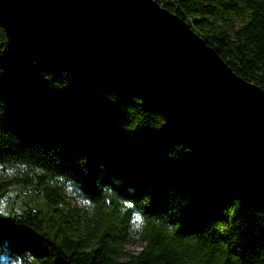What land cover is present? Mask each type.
Masks as SVG:
<instances>
[{"label":"trees","instance_id":"obj_1","mask_svg":"<svg viewBox=\"0 0 264 264\" xmlns=\"http://www.w3.org/2000/svg\"><path fill=\"white\" fill-rule=\"evenodd\" d=\"M155 1L264 89V0ZM136 221L144 246L129 252ZM0 264H264V210L227 194L140 99L23 58L0 27Z\"/></svg>","mask_w":264,"mask_h":264},{"label":"water","instance_id":"obj_2","mask_svg":"<svg viewBox=\"0 0 264 264\" xmlns=\"http://www.w3.org/2000/svg\"><path fill=\"white\" fill-rule=\"evenodd\" d=\"M10 47L142 101L243 206L264 210V89L155 0H0Z\"/></svg>","mask_w":264,"mask_h":264},{"label":"rangeland","instance_id":"obj_3","mask_svg":"<svg viewBox=\"0 0 264 264\" xmlns=\"http://www.w3.org/2000/svg\"><path fill=\"white\" fill-rule=\"evenodd\" d=\"M237 25L239 26V23ZM35 87H36L35 85L31 86L32 89H35ZM16 195H17L16 190H14L13 192H11L9 194V196L7 197V199H8L7 205L8 206L16 203V201L14 202ZM18 195H20V194H18ZM28 195L33 196L31 193H28ZM22 200L26 201L28 199L27 198L25 199L23 197ZM18 203H19V201H18ZM71 206L76 207L79 210H85V211H87V213H91V211L88 210L89 205L83 201H80V200L72 201ZM69 224H70V227L72 229V234L79 235L80 233H82L83 224L78 222L76 217L71 218V220H69ZM139 229H140V222L136 221V225H135V227H133L131 229L130 236H129L126 244H125V248L129 252H139V251H141V249L144 246L140 241Z\"/></svg>","mask_w":264,"mask_h":264}]
</instances>
